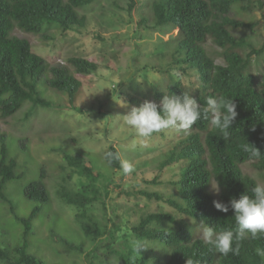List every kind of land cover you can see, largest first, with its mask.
<instances>
[{
  "label": "trees",
  "instance_id": "trees-1",
  "mask_svg": "<svg viewBox=\"0 0 264 264\" xmlns=\"http://www.w3.org/2000/svg\"><path fill=\"white\" fill-rule=\"evenodd\" d=\"M94 2L96 0H0L1 119L13 116L25 102H30L31 107H51L49 100L42 97L41 88L46 93L50 90L56 92L66 102L65 109L69 107L81 112L73 105L82 87L74 74L83 78L94 75L97 65L84 58L73 57L67 59L68 67L59 64L50 66L33 52L28 41L13 37L11 33L15 28L31 35H42L47 27H55L62 34L84 28L85 18L79 14V9ZM133 4L129 0V11ZM149 5L153 27L165 26L177 33L173 40L176 43L173 54L178 58L174 61L193 70L197 76V103L205 106L209 96H223L234 100L237 117L229 130L228 141L203 118L187 132L175 129L180 140L159 164V170L175 163L182 164L180 178L171 183L177 185L179 197L163 199L142 191L139 195L147 200L164 202L176 214L193 220L200 229L201 222L217 230L234 229V212L231 209L227 213L216 210L213 206L216 199L210 189L215 183L219 191L216 201L228 204L230 199H238L245 192L251 195V188L257 184L242 173V165L252 163L258 172H264V74L256 85L255 77L249 70L251 57L264 53V42L257 49L246 40L235 38L232 32L251 30L253 25L231 18L230 13L236 5L248 11L252 7L262 9L264 3L260 0H152ZM142 21L146 23L147 19L142 18ZM207 39L220 49L223 66L216 65L205 50ZM246 48L248 52L244 54ZM183 93L186 90L178 82H170L165 91L152 88L158 104L164 95ZM4 141V136L0 134V200L8 205L13 219L20 224L23 243L12 250L0 248V264H44L28 253L27 239L32 222L50 204L45 182L47 171L42 168L38 180L25 187L24 197L35 207L27 217L20 218L4 193L5 185L16 179L14 170L17 167L16 160L9 158ZM245 143L258 148L262 156L259 159L250 158V154L241 147ZM56 151L61 154L63 164L58 168L64 174L55 191L56 196L64 205L75 208L76 222L93 246L84 251L83 245L62 238H55L54 241L63 244L67 251L84 255L89 260L88 264H95L97 245L102 243L100 240L105 235L109 239L105 241L104 248L109 255L116 257L118 264H187L188 260H192L193 264H264V259L254 251L256 247L264 248V237L245 240L238 255L229 253L223 257L210 251L202 239L195 238L194 227L175 220L172 214L164 213L147 214L129 230L134 238L159 246L161 255H155L152 263L135 255L128 244L124 249L113 251L110 247L115 240L113 233H105L104 227L89 212L90 207L107 197L111 176L87 163L81 157L85 153L83 151H74L73 154L60 148ZM109 151L117 152L113 147H108L106 152ZM103 160L108 169L119 170V162L109 166ZM74 176L76 190L66 185ZM155 181L153 179L151 183L156 184Z\"/></svg>",
  "mask_w": 264,
  "mask_h": 264
},
{
  "label": "rangeland",
  "instance_id": "rangeland-1",
  "mask_svg": "<svg viewBox=\"0 0 264 264\" xmlns=\"http://www.w3.org/2000/svg\"><path fill=\"white\" fill-rule=\"evenodd\" d=\"M132 1L130 11L129 0H96L90 6L80 8L85 26L73 32L62 34L55 27H47L42 35L27 34L17 28L11 33L13 37L28 41L33 52L50 66L68 67L67 59L80 57L98 67L94 75L85 78L74 74L82 83L73 102L80 113L69 107L65 109L66 102L56 92L46 93L41 88L42 97L49 100L51 107H31L30 102H25L13 116L5 120L0 118V134L5 138L9 158L16 160L17 166L14 170L16 179L5 185L4 193L20 218L27 217L35 207L24 197L25 187L38 180L42 168L47 171L45 182L50 204L32 222L27 239L28 253L44 264L89 262L84 255L67 251L63 244L54 241L55 238L83 245L84 251L93 246L76 222L75 208L64 205L56 196L55 191L64 175L58 168L63 164L61 154L56 151L58 148L64 152L70 150L72 154L74 151L85 152L81 157L87 163L111 176L107 197L90 207L89 212L104 227L105 233H113L115 240L109 241L113 251L124 249L126 244L130 247L129 241L134 238L129 233L130 227L147 214H172L175 220L194 227L195 238L202 239L201 229L193 220L176 214L164 202L147 200L139 195L142 191L163 199L179 197L175 181L181 176L182 164L175 163L163 170H159V164L178 144L180 137L177 130L167 128L141 143L123 117L132 107H139L145 101L158 104L152 88L165 91L170 82H178L195 99L199 82L193 70L174 61L178 58L173 54L176 31L165 26L153 27L149 5L152 0ZM260 1L264 3V0ZM230 17L253 25L251 30L232 34L258 49L264 42V7L243 11L236 5ZM142 18L147 19L146 23ZM205 50L216 65H224L220 49L211 39H207ZM247 52L248 49H244L243 53ZM250 63L249 70L258 85L264 74V53L252 56ZM173 70L179 73L178 77L172 75ZM108 147L115 148L135 170L125 176L119 170L108 169L103 160ZM241 171L256 183L264 184V172H258L252 163L242 165ZM153 179L156 184L151 183ZM66 185L76 190V177ZM217 189L213 183L210 191L216 200ZM21 234L20 224L13 219L8 205L0 200V248L12 250L22 245ZM108 239L105 235L100 240L102 243L97 245L95 264H118L116 257L104 248ZM145 247L147 249L142 250L139 257L148 262L152 263L155 255H161L157 244L145 243Z\"/></svg>",
  "mask_w": 264,
  "mask_h": 264
},
{
  "label": "clouds",
  "instance_id": "clouds-1",
  "mask_svg": "<svg viewBox=\"0 0 264 264\" xmlns=\"http://www.w3.org/2000/svg\"><path fill=\"white\" fill-rule=\"evenodd\" d=\"M172 75L178 77L179 73L173 70ZM236 107L234 100L223 96H209L205 106H201L188 93L171 94L164 95L159 104L145 101L139 107H132L123 119L127 126L135 130V135L141 143L167 128L187 132L202 118L208 120L211 128L228 141L229 130L232 129L237 117ZM241 147L252 159H259L262 156L261 151L249 143ZM103 158L109 166L113 162H119V171L122 175L127 176L135 170L133 164L122 159L119 152H106ZM213 206L222 213H227L231 209L234 212L236 226L234 229L217 230L201 222L202 240L209 246L210 251L223 257H227L229 253L238 255L243 241L264 237V184L257 183L251 188V195L245 192L238 199H230L228 204L214 200ZM129 244L137 256L142 250L147 249L145 242L139 238H132ZM254 251L257 256L264 259V248L256 247ZM187 264H193V261L188 260Z\"/></svg>",
  "mask_w": 264,
  "mask_h": 264
}]
</instances>
